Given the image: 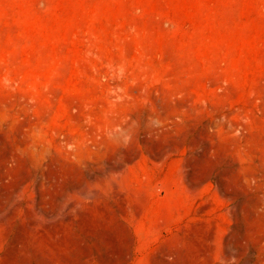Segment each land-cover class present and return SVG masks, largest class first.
<instances>
[{"label":"rangeland","instance_id":"1","mask_svg":"<svg viewBox=\"0 0 264 264\" xmlns=\"http://www.w3.org/2000/svg\"><path fill=\"white\" fill-rule=\"evenodd\" d=\"M0 264H264V0H0Z\"/></svg>","mask_w":264,"mask_h":264}]
</instances>
